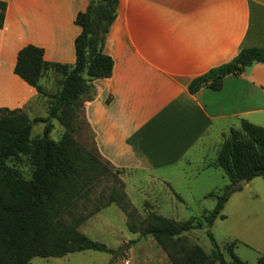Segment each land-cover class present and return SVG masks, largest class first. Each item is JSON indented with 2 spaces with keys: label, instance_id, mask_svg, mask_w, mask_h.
I'll return each mask as SVG.
<instances>
[{
  "label": "crops",
  "instance_id": "1",
  "mask_svg": "<svg viewBox=\"0 0 264 264\" xmlns=\"http://www.w3.org/2000/svg\"><path fill=\"white\" fill-rule=\"evenodd\" d=\"M5 1L0 106L44 116V97L14 72L17 51L33 43L47 61L73 63L81 30L74 18L88 0ZM249 45H264V0H118L102 44L112 71L92 80L83 114L100 156L123 171L126 194L129 182H139L151 190L150 210L159 211L162 191L177 200L173 208L214 207L209 193L229 182L215 163L224 133L242 118L264 126V62L226 74L219 89L190 92L188 83ZM136 233V244L152 241L146 252L168 262L151 235Z\"/></svg>",
  "mask_w": 264,
  "mask_h": 264
},
{
  "label": "trees",
  "instance_id": "2",
  "mask_svg": "<svg viewBox=\"0 0 264 264\" xmlns=\"http://www.w3.org/2000/svg\"><path fill=\"white\" fill-rule=\"evenodd\" d=\"M117 4L118 0H88L86 8L76 13L74 21L81 30L74 39L73 63L45 60L43 48L33 43L17 51L14 72L45 98L48 110L44 116L30 117L20 107L0 106V264H29L34 255L61 256L86 248L119 256L134 239L112 248L79 229L86 218L111 202L125 213L127 228L139 236L151 235L171 264H264V252L254 262L236 255L235 241L224 245L230 255L226 258L208 229L216 216L224 215L221 209L230 192L240 187L231 188L232 183L264 174L263 125L242 118L238 127L224 133L215 163L229 182L219 192L209 193L216 199L212 209L182 220L150 209L141 215L115 173L119 169L115 167L112 172V165L96 149L76 139L74 122L83 102L94 94L92 80L107 77L112 71L113 60L102 50V44ZM5 9L6 1L0 0V27ZM255 61L264 62V45L242 46L230 59L194 76L188 90L195 92L202 85L219 89L226 74H239ZM48 71L56 76L52 90L42 80ZM53 117L64 127L58 139L50 136ZM40 122L41 133L32 138V126ZM18 154L29 157V177L8 163ZM108 175L112 177L109 191L106 195L99 193L94 200L93 188ZM202 226H207L210 252L182 234Z\"/></svg>",
  "mask_w": 264,
  "mask_h": 264
},
{
  "label": "rangeland",
  "instance_id": "3",
  "mask_svg": "<svg viewBox=\"0 0 264 264\" xmlns=\"http://www.w3.org/2000/svg\"><path fill=\"white\" fill-rule=\"evenodd\" d=\"M51 76L52 73L49 75L46 73L42 78L46 88L51 86L49 90H52L55 85V78ZM44 104L45 114H47L46 100ZM51 120L53 126L50 130V136L58 139L63 133L64 127L55 117ZM74 125L76 139L82 145L92 150L96 149L93 144L91 129L83 114V107L82 109L79 108V114L75 119ZM42 126V122L34 125L30 136L33 138L36 134H40ZM8 163L19 169L24 177H29L32 165L27 154H18L15 157H11ZM114 169L115 167L111 166L112 172H114ZM115 173L123 181V171L119 169ZM111 181V175L103 178L93 188L91 197L95 200L101 192L106 195L110 189ZM248 181V184H242L239 188L234 189L236 191L233 192L234 194H232L227 206L222 211L224 215L216 217L211 225L208 226V229L212 232L226 258H229L230 255L223 248L224 244L227 241H236L233 247L234 253L244 260L254 262L264 252V174L254 176ZM123 183L125 190L126 184L124 181ZM137 184L139 185V182H129L126 190L127 196L139 213L144 215L149 210V203L144 200L150 199L151 190L146 185L139 188ZM168 196L167 192H161L163 201L158 212L180 220L202 213V209H198L195 204H192L191 208H182L180 206L173 208L172 201L177 200ZM207 199L210 200L211 198ZM125 218V213L121 208L116 203L111 202L102 206L79 225V229L87 236L102 241L112 248H117L127 240L134 239V242L119 256H113L111 252L105 250L86 248L68 252L61 256L34 255L30 258L29 264H108L109 261H111V264H171L169 260L165 262V258L157 251L146 252L147 248L153 244L152 241H142L136 244L135 241L138 234L127 228ZM184 234L188 241L199 244L205 252L211 251L212 244L207 234V226L185 231ZM126 238L128 239L125 241ZM213 264L218 263L215 262Z\"/></svg>",
  "mask_w": 264,
  "mask_h": 264
},
{
  "label": "water",
  "instance_id": "4",
  "mask_svg": "<svg viewBox=\"0 0 264 264\" xmlns=\"http://www.w3.org/2000/svg\"><path fill=\"white\" fill-rule=\"evenodd\" d=\"M244 183H245V179H244V178H241L240 180H238V181L232 183L231 188H234V187H236V186H238V185H242V184H244Z\"/></svg>",
  "mask_w": 264,
  "mask_h": 264
}]
</instances>
